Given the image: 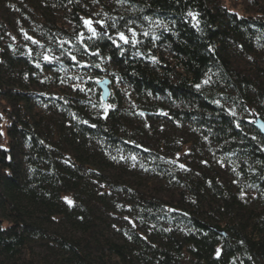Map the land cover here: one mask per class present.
<instances>
[{"label":"trees","instance_id":"obj_1","mask_svg":"<svg viewBox=\"0 0 264 264\" xmlns=\"http://www.w3.org/2000/svg\"><path fill=\"white\" fill-rule=\"evenodd\" d=\"M256 118L264 0H0V264H264Z\"/></svg>","mask_w":264,"mask_h":264},{"label":"snow or ice","instance_id":"obj_2","mask_svg":"<svg viewBox=\"0 0 264 264\" xmlns=\"http://www.w3.org/2000/svg\"><path fill=\"white\" fill-rule=\"evenodd\" d=\"M84 23L88 27L89 31L93 34V36H96L98 34L96 28L93 26V21H91L90 19H86ZM145 35H147V33H145ZM132 36L134 38L136 36V33L133 32ZM28 38L31 39V37ZM109 39H111V37H109ZM118 40L122 41L124 44H128L130 42L129 37H127L123 32L118 33ZM33 42L38 43V41H33ZM112 42L116 44L117 47H120V44L118 43L117 40H113ZM93 55H99V53H93ZM45 59L51 61L53 57L46 56ZM72 59L76 60V57L73 56ZM233 115H235V113H233ZM181 167H183V165H181Z\"/></svg>","mask_w":264,"mask_h":264},{"label":"water","instance_id":"obj_3","mask_svg":"<svg viewBox=\"0 0 264 264\" xmlns=\"http://www.w3.org/2000/svg\"><path fill=\"white\" fill-rule=\"evenodd\" d=\"M108 86H109L108 81H105V82L99 84V87L101 88V90L103 92L102 98L104 101H107L109 94H110ZM254 124H255V127L261 133V135L264 136V119L256 118Z\"/></svg>","mask_w":264,"mask_h":264}]
</instances>
